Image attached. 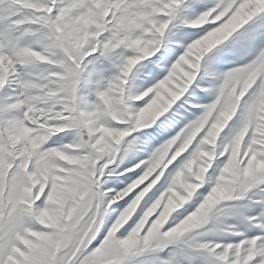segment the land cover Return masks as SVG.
I'll return each instance as SVG.
<instances>
[{"label":"snow or ice","instance_id":"obj_1","mask_svg":"<svg viewBox=\"0 0 264 264\" xmlns=\"http://www.w3.org/2000/svg\"><path fill=\"white\" fill-rule=\"evenodd\" d=\"M0 264H264V0H0Z\"/></svg>","mask_w":264,"mask_h":264}]
</instances>
